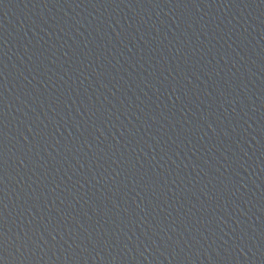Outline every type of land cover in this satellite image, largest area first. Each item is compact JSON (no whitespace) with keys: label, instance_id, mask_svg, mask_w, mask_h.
<instances>
[{"label":"water","instance_id":"1","mask_svg":"<svg viewBox=\"0 0 264 264\" xmlns=\"http://www.w3.org/2000/svg\"><path fill=\"white\" fill-rule=\"evenodd\" d=\"M3 264H264V0H0Z\"/></svg>","mask_w":264,"mask_h":264},{"label":"snow or ice","instance_id":"2","mask_svg":"<svg viewBox=\"0 0 264 264\" xmlns=\"http://www.w3.org/2000/svg\"><path fill=\"white\" fill-rule=\"evenodd\" d=\"M0 166H2V165H0ZM3 218L2 217H0V220H2ZM3 233L2 232H0V239H2V237H3ZM0 264H3V262H2V259H0Z\"/></svg>","mask_w":264,"mask_h":264}]
</instances>
